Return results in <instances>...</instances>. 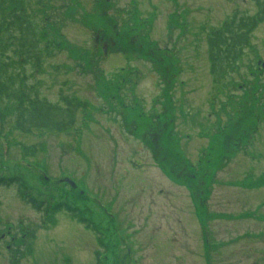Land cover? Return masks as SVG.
<instances>
[{"label":"rangeland","instance_id":"obj_1","mask_svg":"<svg viewBox=\"0 0 264 264\" xmlns=\"http://www.w3.org/2000/svg\"><path fill=\"white\" fill-rule=\"evenodd\" d=\"M23 1L50 48L29 84L78 106L29 134L6 106L0 264H264V20L225 79L208 54L255 1Z\"/></svg>","mask_w":264,"mask_h":264},{"label":"trees","instance_id":"obj_2","mask_svg":"<svg viewBox=\"0 0 264 264\" xmlns=\"http://www.w3.org/2000/svg\"><path fill=\"white\" fill-rule=\"evenodd\" d=\"M254 1L258 9L255 16L243 17L238 22L233 19L226 21L208 37L210 74L215 82L238 71L242 52L249 45L251 33L264 20V0ZM107 32L112 34L111 29ZM123 39L119 45L125 50ZM40 42V34L30 21L24 1L0 0V105L5 106L4 110H0V124L3 127L8 118L6 106L9 105L12 108L10 115L13 125L22 133L29 134L32 130L62 133L74 126L78 105H72L64 99L60 103H51L39 97L29 84L27 68L40 70L42 51L50 52L49 46L45 44L41 48ZM169 172L172 174L171 170ZM15 181L1 179L0 185L19 184V194L23 195V185L20 180ZM72 217L92 230L79 214L73 212Z\"/></svg>","mask_w":264,"mask_h":264}]
</instances>
